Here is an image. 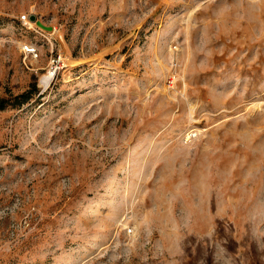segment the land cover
Segmentation results:
<instances>
[{
  "label": "rangeland",
  "instance_id": "374dc122",
  "mask_svg": "<svg viewBox=\"0 0 264 264\" xmlns=\"http://www.w3.org/2000/svg\"><path fill=\"white\" fill-rule=\"evenodd\" d=\"M0 99V264H264V0H0Z\"/></svg>",
  "mask_w": 264,
  "mask_h": 264
},
{
  "label": "bare ground",
  "instance_id": "6f19581e",
  "mask_svg": "<svg viewBox=\"0 0 264 264\" xmlns=\"http://www.w3.org/2000/svg\"><path fill=\"white\" fill-rule=\"evenodd\" d=\"M49 29H52V27ZM56 69L57 66L55 64H50L46 71L40 76V84L44 89L50 85V82L55 75Z\"/></svg>",
  "mask_w": 264,
  "mask_h": 264
},
{
  "label": "trees",
  "instance_id": "16d2710c",
  "mask_svg": "<svg viewBox=\"0 0 264 264\" xmlns=\"http://www.w3.org/2000/svg\"><path fill=\"white\" fill-rule=\"evenodd\" d=\"M35 91H36V88H34L32 91H27V92L17 95L16 101H18V103H23L27 101L31 97L32 93ZM4 101H5L4 99H0V108L4 106Z\"/></svg>",
  "mask_w": 264,
  "mask_h": 264
},
{
  "label": "built area",
  "instance_id": "2783aa9c",
  "mask_svg": "<svg viewBox=\"0 0 264 264\" xmlns=\"http://www.w3.org/2000/svg\"><path fill=\"white\" fill-rule=\"evenodd\" d=\"M20 18H21V21H27L29 19V16L26 14H22L20 16ZM24 51L27 53H34L36 51V49L34 46H30L29 44H25L24 45Z\"/></svg>",
  "mask_w": 264,
  "mask_h": 264
},
{
  "label": "water",
  "instance_id": "95a60500",
  "mask_svg": "<svg viewBox=\"0 0 264 264\" xmlns=\"http://www.w3.org/2000/svg\"><path fill=\"white\" fill-rule=\"evenodd\" d=\"M29 18H30L31 21H34L40 27H44L45 29H49L51 27V26H47V25L43 24L41 21H39L36 18V15L35 14H31Z\"/></svg>",
  "mask_w": 264,
  "mask_h": 264
}]
</instances>
